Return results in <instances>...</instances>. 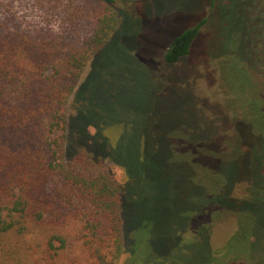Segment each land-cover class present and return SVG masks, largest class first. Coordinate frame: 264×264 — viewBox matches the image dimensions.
I'll list each match as a JSON object with an SVG mask.
<instances>
[{"label":"trees","instance_id":"obj_1","mask_svg":"<svg viewBox=\"0 0 264 264\" xmlns=\"http://www.w3.org/2000/svg\"><path fill=\"white\" fill-rule=\"evenodd\" d=\"M21 1L42 20H23L13 12L11 1L0 4V264H118L124 252L121 188L101 158L82 152L64 159L70 105L90 61L119 28L118 0ZM259 3L262 6L254 10L264 14V0H241L238 6L241 36L229 56L240 75L231 83L224 76L221 82L228 96L223 120L230 127L224 126L217 137L225 143L183 142L188 165L210 174L204 192L209 205L194 213L205 220L200 226L204 240L199 228L198 240H191H202L200 264L254 260L235 246L247 233L243 218L253 221L264 211V93L255 75L260 66L257 50L253 52V31L259 33L264 17L260 26V19L249 20L246 13ZM233 4L212 0L210 10L224 11ZM209 14L184 29L165 50V69L152 78L154 106L166 97L173 99L175 90H184V82L170 71L190 55ZM227 54L212 58L220 65ZM236 84L243 87L241 93L228 89ZM245 106L248 114L242 118L238 111ZM233 124L241 133L238 140L228 132ZM160 128L168 133L179 130ZM243 144L250 149L242 151ZM241 183L247 192L243 200L233 196ZM226 216L235 217L234 234L215 250L211 232L216 219ZM253 239L250 234L246 238L248 244ZM258 262L264 264V258Z\"/></svg>","mask_w":264,"mask_h":264},{"label":"rangeland","instance_id":"obj_2","mask_svg":"<svg viewBox=\"0 0 264 264\" xmlns=\"http://www.w3.org/2000/svg\"><path fill=\"white\" fill-rule=\"evenodd\" d=\"M7 1H11L17 17L35 23L42 20L23 1L0 0V4ZM211 1L118 0L119 28L90 61L77 86L73 106L70 105L65 161L82 152L101 158L121 188L124 252L118 264H200L199 254L204 252L201 241L206 237L200 226L205 220L200 215L195 219L194 213L209 205L204 192L206 176L210 174L188 165L183 142L191 139L200 144L225 143L217 137L224 126L230 127L223 120L227 114L223 101L228 96L221 82L226 77L231 83L240 75L230 64L229 54L241 36V0H234L224 11L220 7L210 10ZM256 5L260 8L262 3L252 5L247 18L257 19L256 22L260 19L261 26L264 14L254 10ZM208 14L209 22L201 29L190 55L170 71L171 76L184 82V90H175L173 99L166 97L154 106L152 78L165 69V50L184 29ZM260 28L259 33L258 29L253 31V52L257 50L255 58L260 66L255 75L264 93V26ZM225 53L227 58L216 64L212 57ZM230 88L236 94L243 90L238 84L228 88L233 91ZM240 110L239 115L244 118L248 114L246 106ZM160 125L174 126L173 129L177 126L179 130L164 132ZM235 126L228 132L238 140L241 133ZM247 145H241V150H249ZM260 173H264V165ZM245 187V183L238 184L233 196L245 199ZM216 221L211 232L215 250L227 244L236 227L234 216ZM243 221L247 233L236 239V246H242L235 249L245 251L254 260L241 258L231 263L261 264L258 261L264 258V211H259L253 221L246 217ZM198 228L202 238L199 244L191 242L198 240ZM249 234L254 239L248 244Z\"/></svg>","mask_w":264,"mask_h":264}]
</instances>
